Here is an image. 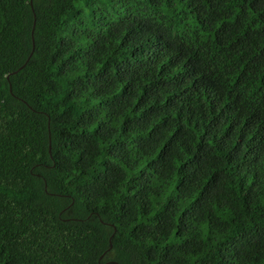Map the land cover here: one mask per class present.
<instances>
[{
    "label": "trees",
    "instance_id": "16d2710c",
    "mask_svg": "<svg viewBox=\"0 0 264 264\" xmlns=\"http://www.w3.org/2000/svg\"><path fill=\"white\" fill-rule=\"evenodd\" d=\"M0 264H264V0H0Z\"/></svg>",
    "mask_w": 264,
    "mask_h": 264
},
{
    "label": "clouds",
    "instance_id": "9594fccd",
    "mask_svg": "<svg viewBox=\"0 0 264 264\" xmlns=\"http://www.w3.org/2000/svg\"><path fill=\"white\" fill-rule=\"evenodd\" d=\"M175 167H179V163L177 161H173Z\"/></svg>",
    "mask_w": 264,
    "mask_h": 264
}]
</instances>
